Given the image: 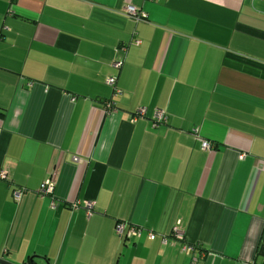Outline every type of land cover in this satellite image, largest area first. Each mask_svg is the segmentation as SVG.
Wrapping results in <instances>:
<instances>
[{
  "label": "crops",
  "instance_id": "obj_1",
  "mask_svg": "<svg viewBox=\"0 0 264 264\" xmlns=\"http://www.w3.org/2000/svg\"><path fill=\"white\" fill-rule=\"evenodd\" d=\"M2 170L12 262L264 264V0H0Z\"/></svg>",
  "mask_w": 264,
  "mask_h": 264
},
{
  "label": "built area",
  "instance_id": "obj_2",
  "mask_svg": "<svg viewBox=\"0 0 264 264\" xmlns=\"http://www.w3.org/2000/svg\"><path fill=\"white\" fill-rule=\"evenodd\" d=\"M123 12L126 13L128 16L134 17V18H143L146 16L143 13L139 14V12L136 10V8L131 6V5H127L124 8ZM107 81L111 84L114 83V79H112V78H108ZM142 116H144V110H143V108H140L137 111V113L134 115V117L137 118V117H142ZM154 118H155V122L160 123V122L165 120V114L158 111L157 114L154 116ZM209 146H210V144H208L207 142H202V148H208ZM73 159L76 160L77 157L74 156ZM2 171L5 172V170H2ZM5 176H6V172H5V174L3 172H0V178H5ZM52 188H53V184L48 179H45L43 182H41V184L38 188V193L41 196H44L46 194H51ZM24 189H25L24 187L14 188L13 195L15 196L16 199H18L20 197V195ZM51 205L53 206L54 202H51ZM85 206L87 208V215H90L92 202L89 200H86ZM74 207H76V204H74ZM180 224H181V222L179 220H177L176 223L174 224V226L172 227L171 233L169 234L170 237H168L169 235L166 236L165 234H163L161 236L162 242L166 243L169 240L180 241V243H181L180 250L185 254H190L195 249V247L192 244L186 242L185 237H184V232L181 230ZM113 229H114L115 235L129 237V238L130 237H137L141 231L140 228L128 225L126 222H123V221L117 222L114 225ZM148 235H149L150 239H153L155 237L156 233L153 231H149ZM200 262H201L200 259H197L195 264H200Z\"/></svg>",
  "mask_w": 264,
  "mask_h": 264
},
{
  "label": "water",
  "instance_id": "obj_3",
  "mask_svg": "<svg viewBox=\"0 0 264 264\" xmlns=\"http://www.w3.org/2000/svg\"><path fill=\"white\" fill-rule=\"evenodd\" d=\"M0 264H40V263L34 262L33 259H31V258H30V261L28 263L27 262L17 263V262H12L10 260H7L5 258L0 257Z\"/></svg>",
  "mask_w": 264,
  "mask_h": 264
},
{
  "label": "rangeland",
  "instance_id": "obj_4",
  "mask_svg": "<svg viewBox=\"0 0 264 264\" xmlns=\"http://www.w3.org/2000/svg\"><path fill=\"white\" fill-rule=\"evenodd\" d=\"M123 222H125V221H123ZM116 224V223H115ZM180 228H181V224H180ZM181 230H182V228H181ZM183 231V230H182ZM156 233V232H155ZM115 234V233H114ZM161 236V235H160ZM168 237H170V235L168 236ZM168 242H170V243H172V242H178L179 243V249H180V247H181V243H180V241H172V240H169ZM187 242V241H186ZM188 243V242H187ZM0 245H2L1 243H0ZM3 246V245H2ZM194 247H196L195 245H193ZM193 247V248H194ZM182 252V251H181ZM32 258V257H31ZM36 261H38V260H36ZM41 261V260H40ZM44 261V260H43ZM42 263V262H41Z\"/></svg>",
  "mask_w": 264,
  "mask_h": 264
},
{
  "label": "trees",
  "instance_id": "obj_5",
  "mask_svg": "<svg viewBox=\"0 0 264 264\" xmlns=\"http://www.w3.org/2000/svg\"><path fill=\"white\" fill-rule=\"evenodd\" d=\"M92 210V209H91ZM141 229V228H140ZM154 239V238H153Z\"/></svg>",
  "mask_w": 264,
  "mask_h": 264
}]
</instances>
